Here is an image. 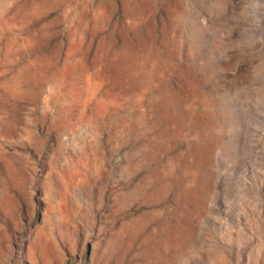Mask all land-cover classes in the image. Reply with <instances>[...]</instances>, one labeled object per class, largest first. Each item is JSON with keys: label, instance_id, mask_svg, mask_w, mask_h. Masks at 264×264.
Here are the masks:
<instances>
[{"label": "rangeland", "instance_id": "1", "mask_svg": "<svg viewBox=\"0 0 264 264\" xmlns=\"http://www.w3.org/2000/svg\"><path fill=\"white\" fill-rule=\"evenodd\" d=\"M0 264H264V0H0Z\"/></svg>", "mask_w": 264, "mask_h": 264}, {"label": "bare ground", "instance_id": "2", "mask_svg": "<svg viewBox=\"0 0 264 264\" xmlns=\"http://www.w3.org/2000/svg\"><path fill=\"white\" fill-rule=\"evenodd\" d=\"M111 2V1H110ZM119 54H117L116 56H118ZM71 170V169H70ZM68 173V172H67ZM71 173V172H70ZM77 175V173H71V174H69V176H68V178H69V180H68V182L66 183L67 185H65L64 186V189H63V191H64V200H66L67 199V197H68V194H67V189H68V183H70V182H72L73 180H74V178H75V176ZM80 179V178H79ZM75 183V182H74ZM73 184V183H72ZM71 184V185H72ZM76 187V186H75ZM73 188V187H72ZM74 189V188H73ZM143 189H146V187H144V188H142V190ZM69 195H70V193H69ZM69 198H71V196L69 197ZM68 198V199H69ZM135 235V234H134Z\"/></svg>", "mask_w": 264, "mask_h": 264}]
</instances>
